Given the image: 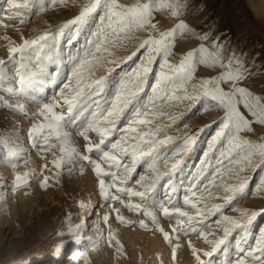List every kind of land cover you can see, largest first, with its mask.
<instances>
[{"label": "rangeland", "instance_id": "rangeland-1", "mask_svg": "<svg viewBox=\"0 0 264 264\" xmlns=\"http://www.w3.org/2000/svg\"><path fill=\"white\" fill-rule=\"evenodd\" d=\"M134 2L119 0L123 5ZM175 2L179 15L173 16L171 8L158 7L151 21L156 27L134 29L127 34L128 38H124L123 33L119 37L114 35L104 18V9L98 8L86 22L66 28L56 48L51 51L46 49L41 53V60L33 56L25 61L33 71H39L41 62L45 64L42 86L21 93L15 81H9L5 88L10 85L14 91L0 90V138L8 141V148L18 151V156L9 157L7 148L0 144V160L5 161L0 163V264H68L67 261L62 262L68 255L57 260L54 258L55 252L71 246L69 242L76 239L82 243V256L75 264H198L192 249H197L202 260H207L203 252L210 251L212 245L199 232L183 234L182 229L191 226L202 230L209 241L222 238L224 228L231 229L225 244L214 254L212 264H237L241 258L245 259V264H253L246 257V252L255 247L259 229L264 228V215L257 216L247 229L235 228L221 217H231L244 224L247 217L242 218V212H264V190L257 191L261 179H264V158L256 155L248 163L235 162L243 154L239 149L229 151L230 140L236 133L231 127L224 128L225 112L210 97L201 95L197 100H177L168 99L167 96L174 93L176 97H183L185 90L193 94L194 87L196 94H199L202 81L217 78L225 72H235L239 68L244 78L236 82L238 86L253 96L261 97V103H264V0ZM88 3L89 0H67L65 4L52 5L50 0H44V11L21 9L27 20L21 23L19 18L9 19L16 16L9 0H0V24L6 25L0 27V59L7 62L9 75H13L14 63L19 62V54L14 61L8 58L10 42L18 46L22 38L31 39L44 31L55 34L60 26L76 17ZM181 22L187 28L177 32L169 53L153 51L152 45L141 47L145 40H158L162 33ZM188 53H193V73L184 82L183 74L173 76L169 66H178ZM46 55L52 56L54 63L44 61ZM149 56L152 62L147 65L150 71L143 76L140 97L147 104L145 111L153 122L138 126V131L159 128L161 131L156 136L157 140L172 137L170 143L158 146L157 170L166 175L156 184L149 201L129 198L127 194L117 192L116 188L109 189L110 196L117 195L120 199L113 201L109 197L106 200L100 194L99 178L93 166L81 156L90 155L91 160L101 163L105 171L115 169H109L95 152L89 154L85 151L87 141L79 135L76 126L66 125L64 131L70 133L71 144L80 155L64 163L60 169L52 163L61 155L59 142L51 139L49 143L56 147L42 151L43 140L37 138L34 147L28 130L34 124L43 122V117L36 115L40 106L51 103L54 97L59 99V91L69 83L72 70L80 61L92 60V75L88 78L104 77L105 84L99 93L86 95L83 103L74 110L73 115L79 113L77 125L91 119V114L97 111L94 101L101 107L109 105L121 83L128 82L146 64ZM214 57L219 60L215 67L201 62L211 61ZM231 57L239 60L242 67L235 62L227 67ZM221 63L225 67H221ZM52 68L57 71L52 72ZM162 75L172 76V79L158 84ZM154 85L157 87L155 93ZM70 86H75L74 80H71ZM221 86L228 90L226 84ZM64 92L65 95L69 94L67 89ZM92 92L95 93V89ZM4 103L12 107H5ZM17 105H22L24 111L16 110ZM238 107L250 121L254 120L243 103ZM61 110L56 109L58 113ZM129 112L130 109L117 124V131L111 137L113 142L125 135L121 129L127 127ZM63 114L68 116L66 109ZM252 129L251 132H240V139L264 142V124L253 123ZM221 132L224 134L218 135ZM87 134L93 143L99 142L94 132ZM187 136H194L195 144L191 150L180 151V155L174 156L173 152L183 149V140ZM176 160L183 163L171 173V164ZM123 163L131 168V156H125ZM149 163L150 160L144 158L136 165L127 187L133 191L143 190L135 181L142 176L153 175ZM241 167L245 170L237 177L236 173ZM26 173V182L16 187V177ZM44 177H48L47 187H41ZM120 178L124 179L123 175ZM245 178L248 181L247 191L251 195L242 199L237 197L231 204H226L222 197L229 194L224 192V187L235 185ZM104 180L106 185L112 183L110 176H105ZM186 196L191 200L187 205L184 203ZM128 203L147 204L156 223L143 211L129 209L126 206ZM192 203L205 214L212 212L216 205L224 207L214 215L196 216ZM81 204L84 206L81 207ZM161 206L170 212L175 208L187 212L194 217L193 224L189 225L185 219L183 225H178L175 215L166 217ZM115 209L128 223L117 220ZM105 215L108 216L107 223L103 219ZM141 221L147 227H142ZM197 221L202 223L198 224ZM70 226L76 229L71 235L68 234ZM173 227L177 228L179 235L172 232ZM159 228L169 233L171 242L163 238ZM110 231L114 234L111 244ZM116 241H119V245ZM121 245V251H117ZM240 249H244V252Z\"/></svg>", "mask_w": 264, "mask_h": 264}, {"label": "snow or ice", "instance_id": "snow-or-ice-1", "mask_svg": "<svg viewBox=\"0 0 264 264\" xmlns=\"http://www.w3.org/2000/svg\"><path fill=\"white\" fill-rule=\"evenodd\" d=\"M12 10L16 12L15 17L19 18L21 23L27 22L24 14L20 11L21 9L31 10L36 9L37 11H44V0H9ZM52 5L57 3L65 4L67 0H50ZM104 9V18L108 23L109 29L112 30L113 34L119 37L122 33L124 38H128L127 34L137 28H143L145 26H151L155 28L156 25L152 24L153 12L157 8H171V14L173 16L179 15V9L176 5L175 0H135L131 5H123L119 3V0H89V3L84 5L79 14L74 17L72 20L68 21L64 25L60 26L55 34L51 31H44L38 33L35 37L31 39L22 38L21 43L16 46L11 42L9 43L8 58L10 61H14L17 54H19L18 64L13 65V75H9L6 68V61L0 59V90H5L9 93L13 92L14 89L10 85L5 88V85L9 81H15L18 85V90L23 93L29 89H36L37 86H42V75L45 70V64L43 62L39 65V71H33L28 67V64L25 61L30 60L33 56L37 60H41V53H44L45 50H54L58 44L59 37L64 35V30L70 25H77L86 22V20L96 12L98 8ZM0 27H6V25L0 24ZM187 28L183 22L177 24L173 29L168 32L162 33L160 39H148L143 42L141 47L152 45L153 51H163L165 54L169 53L172 47V41L174 40L178 31ZM207 37H205L206 39ZM8 40V37H4ZM99 51V48H97ZM193 53H188L181 60L180 64L175 68L170 67V71L173 76L176 74H183L184 82H187L191 78L193 73V64H192ZM44 61L54 63L52 56H44ZM98 62V61H97ZM152 62V57L149 56L146 64L136 73L133 74V77L129 79L128 82L121 83L118 91L115 94L114 100L107 106L101 107L98 102L96 103L97 111L91 114V119L87 120L85 123L80 125L76 124L79 113L73 115L74 110L78 105L82 104L86 95H92L99 93L105 84V78L101 77L99 79L90 80L88 77L92 75L91 66L93 64L92 60L84 59L80 61L72 70L71 79L68 84H65L63 88L59 91V99L53 98L51 103H43L39 111L36 113L37 116L43 117V122L34 124L29 130V138L33 142V146L37 145V138L43 140V145H41L42 151L51 150L56 145L49 143L51 139H56L59 144V152L61 153L58 159L52 161L54 167L60 169L64 163L70 162L75 156L80 155L78 150L72 146L70 133L64 131L66 125L76 126L79 135L87 141L85 145V151L89 154L95 152L100 160L108 165L109 169H115V171H105L101 163L91 160L90 155H83L81 158L83 160L89 161L93 166V169L96 173V176L99 178V191L101 196L104 199H109V197L115 201L119 200L120 197L117 195H111L109 189L116 188L117 192L127 194L129 198L137 197L140 201L145 202L149 201L150 195L154 192L156 184L163 178L165 173H160L157 170V161L159 158L158 146L170 143L172 137H167L164 140H157L156 136L161 131V129L156 128L155 130H150L147 132L138 131V126L140 125H150L153 122L152 118H149V114L145 109L147 104L141 99L140 93L143 91V76L146 75L150 69L147 66ZM202 63L206 64L208 67H215L219 62L218 57H214L211 61L202 60ZM235 62L237 65L242 67L239 60L235 57L229 59L227 67ZM221 67H225L221 63ZM87 69V71H85ZM52 72L57 71V69L52 68ZM51 72L49 73V75ZM243 73L239 68L235 71H229L222 73L219 77L204 80L200 83L199 94L197 89L194 87L193 94H188L185 90V95L183 97H176L174 93L171 96H167L168 99H177V100H197L200 96L210 97L215 101L216 106L222 108L225 112L223 125L224 128L231 127L236 133L233 135L230 140V149L232 152L236 149H239L243 154L240 158L235 161L239 164H245L251 161L253 156L259 155L264 158V142L253 143L249 140H241L239 133L243 131L251 132L252 124L259 123L264 124V103H261V97L253 96L245 88L238 86L237 81L243 79ZM172 76L162 75V79L158 81L162 83L164 81H170ZM71 80L75 81V86L72 87ZM222 84L228 86V90L225 91ZM64 89H67L68 95H65ZM95 89V93L92 90ZM157 91V87L153 86V92ZM150 102L154 103V101ZM63 101V104H61ZM2 102V101H0ZM243 103V106L247 108L251 115L254 117V120H249L244 113L240 110L238 105ZM5 107H12L7 103H4ZM61 108V112H57L56 109ZM66 109L68 116L65 117L63 110ZM129 119L127 122V127L121 129L125 135H122L119 139L114 142L111 140V137L117 131V124L124 117L126 111H129ZM16 110L23 112V106L17 105ZM155 114H153L154 116ZM94 132L99 138L98 143H93L87 133ZM130 133H135V135H128ZM224 133H218V135H223ZM0 144L4 145L7 148L9 157L18 156V151L14 148H8V141L6 139L0 138ZM195 144L194 136H187L183 140V149L173 152V155H180V151L187 152L191 150L192 146ZM131 156L132 167L129 168L126 164L123 163L125 156ZM144 158L150 160L149 168L152 171L153 175L151 177H140L135 181L136 184H139L142 191H133L131 188L127 187V183L132 179V175L135 172L136 165ZM5 161L0 160V163ZM11 162V161H8ZM166 163V161H165ZM183 163L182 160H176L175 163L171 164L170 172L174 173L179 166ZM45 168L47 165L44 166ZM245 169L243 167L239 168L236 175L239 177V173L243 172ZM219 173V170H217ZM58 174V173H57ZM27 173L24 176L16 177V187H19L22 182H26ZM123 175L124 179H121L120 176ZM111 177V184L106 185L104 177ZM48 177H44V180L41 182V187H47ZM248 189L247 179H240L235 185H228L224 187V192L229 195H225L222 199L225 200L226 204H231L233 200H236L237 197L245 198L248 195H251ZM264 190V179H261L260 184L257 188V191ZM195 196V192L192 193ZM123 203V201H120ZM184 203L190 204L191 200L189 197H185ZM84 205L81 204V207ZM129 209L134 211H143L144 215L151 216L153 223H156V218L151 211H149V206L147 204H134L128 203L126 205ZM191 206L196 209V216H206L214 215L217 212H220L223 205H216L213 207L212 212L205 214L199 209L195 203H192ZM161 210L166 217L175 215L178 225H183L185 219L189 225L193 224L194 217L189 215L187 212L181 211L179 208H175L172 212L168 208L161 206ZM117 212V220L122 223H128L124 220V217L119 215V210L115 209ZM259 215H264V212H248L244 211L241 213V217H247V221L244 224H241L239 221L222 216L221 219L231 224L235 228H244L247 229L249 225ZM104 222L107 223L108 216L103 217ZM142 227H147L143 224V221L140 222ZM197 223H202L197 221ZM219 223V221H217ZM77 228L79 226H76ZM76 229L69 227L68 234L71 235ZM159 231L163 233V238L166 241L171 242V237L168 232L164 231L163 228H159ZM183 234L187 235L189 232H199V235L204 238V240L211 244V250L203 252V256L207 257V260H202L200 255L197 254V249H192V254L196 257L198 264H212V258L218 250H220L221 245L225 244L226 238L231 232L230 228H224V236L215 241H209L204 232L196 226H191L188 228L182 229ZM172 232L177 233V228L173 227ZM259 238L256 240L255 247L249 249L246 252V257L250 258L253 261V264H264V228L259 229ZM179 235V233H177ZM114 239V234L109 232V243ZM75 241H70L69 243H74ZM119 245V241H116ZM191 246V245H190ZM176 247H179L177 245ZM122 245L117 249L121 251ZM241 252H244V249H240ZM176 248H173V259H175ZM86 258V253L83 254ZM237 264H245V259L241 258L237 261Z\"/></svg>", "mask_w": 264, "mask_h": 264}, {"label": "bare ground", "instance_id": "bare-ground-1", "mask_svg": "<svg viewBox=\"0 0 264 264\" xmlns=\"http://www.w3.org/2000/svg\"><path fill=\"white\" fill-rule=\"evenodd\" d=\"M74 241H75L74 243H71V246L68 245L67 248L66 247H62L59 250H57L55 252L56 255H55L54 258H56L58 260L59 258L65 257L64 255H68V258L65 259L62 262L67 261V262H69L68 264H75L77 261H79L81 256H82V253H81V250H80V247H81L82 243L78 239H76Z\"/></svg>", "mask_w": 264, "mask_h": 264}]
</instances>
